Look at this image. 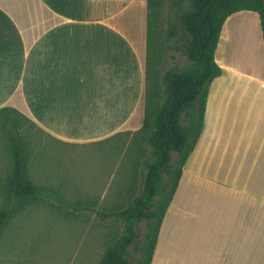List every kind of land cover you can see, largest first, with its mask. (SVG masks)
Masks as SVG:
<instances>
[{"label":"crops","instance_id":"1","mask_svg":"<svg viewBox=\"0 0 264 264\" xmlns=\"http://www.w3.org/2000/svg\"><path fill=\"white\" fill-rule=\"evenodd\" d=\"M146 11L147 0H0V108L13 106L51 136L73 143L137 125ZM215 57L222 74L210 85L204 128L151 264H264L258 13L227 18Z\"/></svg>","mask_w":264,"mask_h":264},{"label":"trees","instance_id":"2","mask_svg":"<svg viewBox=\"0 0 264 264\" xmlns=\"http://www.w3.org/2000/svg\"><path fill=\"white\" fill-rule=\"evenodd\" d=\"M243 10L258 13L264 40V0H147V103L141 123L146 172L138 194L107 211L106 216L118 217L124 227L107 246L100 264L152 263L166 211L204 128L210 85L222 74L215 53L223 25L229 16ZM167 52L184 57V64L160 68L162 54ZM11 110L20 111L13 106L0 108L10 156L0 175V241L13 218L40 199L53 198L83 211L96 206L91 201L71 202L59 191L38 183L30 171L31 139L19 120L9 117Z\"/></svg>","mask_w":264,"mask_h":264},{"label":"rangeland","instance_id":"3","mask_svg":"<svg viewBox=\"0 0 264 264\" xmlns=\"http://www.w3.org/2000/svg\"><path fill=\"white\" fill-rule=\"evenodd\" d=\"M160 68L184 64L178 53L162 54ZM147 60V52L144 55ZM129 125L107 138L73 143L55 138L18 110V119L31 139L30 171L38 183L53 188L71 202L91 201L92 210H77L56 199L43 198L16 215L0 241V264H100L107 246L123 230L110 208L125 204L139 192L146 172L145 133L141 129L144 107ZM10 156L3 113H0V175ZM189 170L191 168H188ZM3 196L0 193V206ZM145 230V222L141 224Z\"/></svg>","mask_w":264,"mask_h":264}]
</instances>
